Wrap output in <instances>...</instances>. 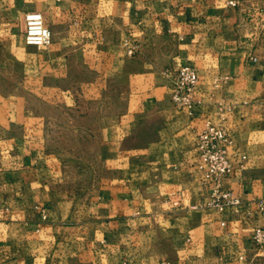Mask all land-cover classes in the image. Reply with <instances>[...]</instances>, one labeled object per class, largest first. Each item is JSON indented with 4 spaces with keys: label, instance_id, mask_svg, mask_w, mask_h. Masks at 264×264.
<instances>
[{
    "label": "crops",
    "instance_id": "1",
    "mask_svg": "<svg viewBox=\"0 0 264 264\" xmlns=\"http://www.w3.org/2000/svg\"><path fill=\"white\" fill-rule=\"evenodd\" d=\"M30 11L49 45L25 43ZM183 65L198 74L190 113L163 75ZM77 101L85 110L67 115L90 120L77 131L94 134V184L72 174L45 120L47 105ZM207 121L246 156L224 178L239 213L204 205L195 141ZM255 198L264 0H0V264H264Z\"/></svg>",
    "mask_w": 264,
    "mask_h": 264
},
{
    "label": "built area",
    "instance_id": "2",
    "mask_svg": "<svg viewBox=\"0 0 264 264\" xmlns=\"http://www.w3.org/2000/svg\"><path fill=\"white\" fill-rule=\"evenodd\" d=\"M230 4L235 5L233 1ZM24 41L28 45L47 46L52 41V34L45 24L40 12L30 11L24 15ZM129 47L127 54H132ZM163 75L170 80V101L179 110L191 111L193 91L198 81L195 68L183 65L177 69L165 68ZM233 140L220 123L207 121L197 135L195 141L196 153L200 159L199 170L205 184L208 185V199L204 205L223 212L230 208L239 213L244 205L242 198L224 185V178L234 169L244 168L245 154L230 153ZM264 218V198H255L252 203ZM252 242L264 245V222L254 228Z\"/></svg>",
    "mask_w": 264,
    "mask_h": 264
},
{
    "label": "rangeland",
    "instance_id": "3",
    "mask_svg": "<svg viewBox=\"0 0 264 264\" xmlns=\"http://www.w3.org/2000/svg\"><path fill=\"white\" fill-rule=\"evenodd\" d=\"M95 103L96 102H94V105ZM84 107L85 105L82 101H77L71 105H64L63 102L59 103V106L49 104L45 107V112L48 114L45 120L49 128V138L52 143L59 146V151L63 153L65 159L69 161V168L72 174L77 178L80 177L82 183L94 184V172L97 169L93 147L94 134L77 131L88 127L90 120L80 116H68V111L66 109L74 108L80 112L85 110ZM91 107H93L92 104ZM89 173H91V179H89ZM257 246L264 249V245ZM91 264L99 263L97 260H92Z\"/></svg>",
    "mask_w": 264,
    "mask_h": 264
}]
</instances>
